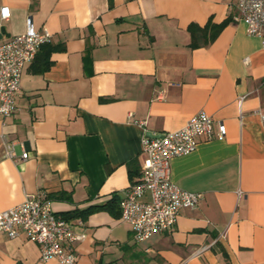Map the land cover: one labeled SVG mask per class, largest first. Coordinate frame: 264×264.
<instances>
[{
	"label": "crops",
	"instance_id": "obj_1",
	"mask_svg": "<svg viewBox=\"0 0 264 264\" xmlns=\"http://www.w3.org/2000/svg\"><path fill=\"white\" fill-rule=\"evenodd\" d=\"M1 6L10 17L0 41L30 23L52 36L23 67L14 113L0 117V211L45 192L53 211L86 233L71 245L79 264H264V48L238 18L237 0ZM225 19L214 40L190 46V23ZM201 110L226 135L174 157L171 178L203 199L182 208L170 230L135 243L119 200L147 165L142 139ZM2 135L30 156L5 157ZM0 261L60 264L42 260L22 230L0 231Z\"/></svg>",
	"mask_w": 264,
	"mask_h": 264
},
{
	"label": "built area",
	"instance_id": "obj_2",
	"mask_svg": "<svg viewBox=\"0 0 264 264\" xmlns=\"http://www.w3.org/2000/svg\"><path fill=\"white\" fill-rule=\"evenodd\" d=\"M237 6L238 18L248 34L259 37L264 48V0H237ZM9 17V9L1 6L0 28ZM51 36L48 30H38L30 23L25 32L0 41L2 119L11 116L16 109L15 98L24 65L35 58L43 44L51 41ZM262 117L264 119V114ZM225 135L224 123L201 110L178 129L143 137L147 165L119 200L120 218L129 224L135 243L170 230L182 208H194L203 199L202 192L183 189L172 180V159L194 151L201 140L223 139ZM1 137L5 157L18 163L30 156L25 150L18 156L14 142ZM146 193L149 199H144ZM79 224L54 212L51 198L43 191L28 193L21 203L0 211V231L14 238L22 230L27 239L39 245L42 260L57 259L60 264H79V256L71 247L86 236L85 231L76 230Z\"/></svg>",
	"mask_w": 264,
	"mask_h": 264
},
{
	"label": "trees",
	"instance_id": "obj_3",
	"mask_svg": "<svg viewBox=\"0 0 264 264\" xmlns=\"http://www.w3.org/2000/svg\"><path fill=\"white\" fill-rule=\"evenodd\" d=\"M228 19H225L219 24H215L212 21H208L204 26H200L197 23H190L188 25V31L191 34V47H197L199 44H207L215 39L221 28L228 23ZM49 62L46 64L48 66Z\"/></svg>",
	"mask_w": 264,
	"mask_h": 264
},
{
	"label": "water",
	"instance_id": "obj_4",
	"mask_svg": "<svg viewBox=\"0 0 264 264\" xmlns=\"http://www.w3.org/2000/svg\"><path fill=\"white\" fill-rule=\"evenodd\" d=\"M151 136H153L152 134H150Z\"/></svg>",
	"mask_w": 264,
	"mask_h": 264
}]
</instances>
